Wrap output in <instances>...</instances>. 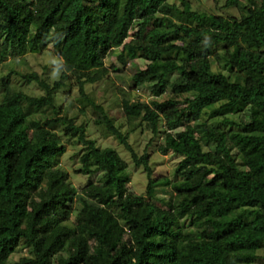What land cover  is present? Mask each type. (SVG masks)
<instances>
[{
  "label": "trees",
  "instance_id": "trees-1",
  "mask_svg": "<svg viewBox=\"0 0 264 264\" xmlns=\"http://www.w3.org/2000/svg\"><path fill=\"white\" fill-rule=\"evenodd\" d=\"M170 0H0V62L52 44L62 59L52 84L23 75L44 94L30 95L0 77V264H253L264 250V0H227L240 16L194 10ZM138 31L130 37L131 28ZM146 61L136 87H172L183 99L131 102L122 109L163 132L162 154L181 157L176 194L157 197L168 177H155L150 154L87 93L107 69L104 59ZM217 58L223 71H214ZM177 73L171 81L169 76ZM75 79L95 124L114 136L147 174L145 195L130 191L127 162L87 136V125L62 115L58 91ZM24 102L52 107L55 117L28 121ZM240 114L239 121L229 116ZM223 117L221 122H210ZM141 123V124H142ZM162 125V127H161ZM82 144L90 179L81 193L59 166L62 135ZM159 200L161 204L155 201ZM74 215V220L71 221ZM27 254L12 261L14 253Z\"/></svg>",
  "mask_w": 264,
  "mask_h": 264
},
{
  "label": "rangeland",
  "instance_id": "rangeland-1",
  "mask_svg": "<svg viewBox=\"0 0 264 264\" xmlns=\"http://www.w3.org/2000/svg\"><path fill=\"white\" fill-rule=\"evenodd\" d=\"M194 10L206 11L209 13L220 14L224 16H240L242 11L237 7H227V0H189ZM181 6L180 0H170ZM139 26L134 25L130 30V37L138 31ZM121 47L111 50L104 59L107 71L101 74L93 83L86 84L87 93L95 100V102L103 105L109 117L114 120L116 125L120 126L124 133H128L129 142L138 152L143 154L147 151L150 154V163L154 170L155 177H168L171 180L169 187H159L157 197H172L176 194L177 184L180 178L176 177L175 169L181 160V157L173 153L162 154L159 151V145L163 141V132L155 135L151 129L147 127L141 119L129 120L122 109V101L124 98L131 102L142 101L151 103L152 100H166L169 98L183 99L184 96L173 92L169 87L165 93L160 96L154 95L153 84H144L136 87L133 83V75L142 68L146 67V61L140 58H128L125 65L121 64L118 55ZM62 59L54 50L52 44H49L45 50L41 52H28L18 58H8L0 62V77L9 75L12 86L23 90L30 95L44 94V90L36 83H27L23 75L26 73L36 72L41 77L47 79L51 84L59 79L62 70ZM212 69L217 72L223 71L217 58L212 61ZM225 72V71H223ZM178 76L177 73L171 74L169 79L173 81ZM1 97V87H0ZM81 94L77 81L69 79L67 85L61 88L57 93L56 102L62 106V115L72 118L76 124L87 125V136L97 141L102 148H111L118 151L120 156L127 162L128 171L131 176L129 188L131 192L145 195L147 191V174L143 167H137L132 160L131 153L121 144L114 136H106L95 124V119L100 117V113L94 110L90 105L83 106L79 101ZM24 108L27 112L28 121H44L48 118L55 117L54 109L48 107H37L36 105L24 102ZM234 121H239L240 114H232L229 116ZM223 117H217L210 122H221ZM142 123V124H141ZM162 127V125H161ZM62 135V134H61ZM62 140L66 146L65 152L59 157V166L64 168L69 174V180L77 188L78 193L90 179L98 180L99 175L90 176L77 172L80 166V149L82 144H74L73 140L62 135ZM161 204L159 200L155 201ZM74 220V215L71 221ZM261 258L253 264H264V250L259 252ZM27 254L26 249L14 253L11 262L18 261Z\"/></svg>",
  "mask_w": 264,
  "mask_h": 264
}]
</instances>
